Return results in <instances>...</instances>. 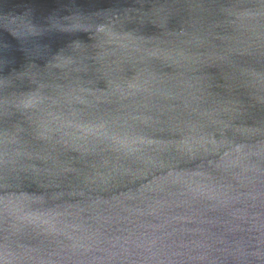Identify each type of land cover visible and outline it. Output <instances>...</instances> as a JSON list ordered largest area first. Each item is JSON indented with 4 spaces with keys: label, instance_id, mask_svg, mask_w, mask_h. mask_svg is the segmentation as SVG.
Returning a JSON list of instances; mask_svg holds the SVG:
<instances>
[{
    "label": "water",
    "instance_id": "1",
    "mask_svg": "<svg viewBox=\"0 0 264 264\" xmlns=\"http://www.w3.org/2000/svg\"><path fill=\"white\" fill-rule=\"evenodd\" d=\"M0 264H264V0H0Z\"/></svg>",
    "mask_w": 264,
    "mask_h": 264
}]
</instances>
